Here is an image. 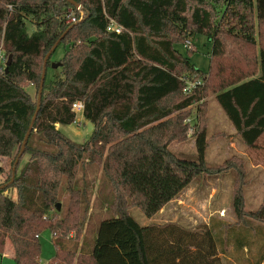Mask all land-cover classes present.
Instances as JSON below:
<instances>
[{
    "label": "trees",
    "instance_id": "obj_1",
    "mask_svg": "<svg viewBox=\"0 0 264 264\" xmlns=\"http://www.w3.org/2000/svg\"><path fill=\"white\" fill-rule=\"evenodd\" d=\"M73 1L80 7L0 0V157L12 158L5 177L0 165V258L9 243L13 264H43L39 233L49 229L55 253L45 264H264V201L246 210L241 189L232 198L233 223L140 224L128 212L135 205L151 217L196 176L235 168V157L216 168L205 163L208 89L246 148L260 147L264 0ZM110 19L119 32L107 30ZM196 35L211 42L207 70L175 46ZM58 39L64 53L49 80L56 47L47 59L39 110L12 177L44 56ZM76 100L92 124L83 142L59 130L75 121ZM192 112L195 153L183 157L168 145L185 137ZM92 167L98 170L87 177ZM100 204L114 213L78 242Z\"/></svg>",
    "mask_w": 264,
    "mask_h": 264
},
{
    "label": "rangeland",
    "instance_id": "obj_2",
    "mask_svg": "<svg viewBox=\"0 0 264 264\" xmlns=\"http://www.w3.org/2000/svg\"><path fill=\"white\" fill-rule=\"evenodd\" d=\"M82 14L80 12V16ZM186 41L191 42L187 45L190 49H187L182 43H176V48L184 56L189 57L190 62L196 67L207 70L211 42L204 35L186 37L184 42L186 43ZM245 50L248 49L245 48ZM63 53V45H59L51 54L49 59L50 65L46 75L47 80L51 78L54 69L57 67L53 68L51 63L58 62ZM0 63H3V54L0 55ZM191 85H193V82H188V86ZM26 90L30 93L32 99H35L36 85L29 84L26 86ZM203 102L205 104L204 125L207 138V147L205 149L206 165L216 168L222 166L227 159L232 157H235L239 161L236 162L235 168H227L217 173L196 176L170 202L151 217H146L137 206H129L128 212L140 224H164L171 222L187 228H195L202 224L212 223V221H222L224 223L236 222L232 207V198L235 191L239 189H241L246 210H255L264 201V137L259 143V148L247 149L240 136L231 126L229 120L220 110L214 94L210 89L206 91ZM80 117L81 115L77 113L76 118ZM80 119L81 121L79 123L74 121L70 124H61L59 130L75 142L87 140L91 130L87 131V121L85 122L83 117ZM189 123L191 126L188 127L185 137L179 140H172L168 145L169 149L176 155L183 157L194 156V138L191 134V128L195 123L194 112L190 116ZM25 157L20 159L17 167L18 170L24 164ZM2 158L0 157V165L3 168L2 177H5L11 166L12 158ZM96 170L94 167L85 168L87 177L94 175ZM240 170L243 172L241 176L237 173ZM96 187L97 182L93 187L94 192ZM5 193L12 197V188L6 189ZM103 207L104 205L100 204L97 208L93 209L94 211L89 221L94 222L87 223V225L85 224L81 227L78 242H81L84 235H93L95 229L94 223L99 217L114 213L113 209L109 208L105 210ZM74 234V231L70 232L69 237L71 238ZM39 243L40 260L45 264L55 253L49 229H45L39 233ZM8 248H10L9 243L6 244L0 264H13L11 257L7 253Z\"/></svg>",
    "mask_w": 264,
    "mask_h": 264
},
{
    "label": "water",
    "instance_id": "obj_3",
    "mask_svg": "<svg viewBox=\"0 0 264 264\" xmlns=\"http://www.w3.org/2000/svg\"><path fill=\"white\" fill-rule=\"evenodd\" d=\"M68 1H70L75 7H80L79 4H77V3H76L75 1H73V0H68ZM63 35H64V33H63L61 36H63ZM60 38H61V37H60ZM59 40H60V39H58V40L52 45V47L47 51V53H46L45 56H44V59H43V65H42V71H41V75H40L39 86H38V90H37V97H36V107H35V111H34L33 116H32V118H31V121H30V124H29L28 130H27V132L25 133L24 138H23V140H22L20 150H19V152H18V154H17V156H16V158H15V160H14V162H13L12 173H11L12 177H13V175H14V171H15L16 164L18 163V160H19L21 154H22L23 151H24L25 143H26V141H27V138H28L29 132H30V130L32 129L33 121H34V119H35V117H36V114H37V112H38V110H39L40 97H41V91H42V86H43L44 77H45V68H46V62H47V59H48V57L50 56V54L53 52V50L55 49V47H56L57 43L59 42ZM10 58H11V56L9 55V56H8V59H7L6 63H5V66H7V65L9 64V62H10ZM58 64H59V62H54V63H51V66H52L53 68H55ZM5 70H6V69H5ZM90 130H92V124H91L90 122H87V131H90ZM55 207H56V209H59V208H60V203H56Z\"/></svg>",
    "mask_w": 264,
    "mask_h": 264
},
{
    "label": "built area",
    "instance_id": "obj_4",
    "mask_svg": "<svg viewBox=\"0 0 264 264\" xmlns=\"http://www.w3.org/2000/svg\"><path fill=\"white\" fill-rule=\"evenodd\" d=\"M70 20L71 21H74V17H70ZM69 20V21H70ZM121 29V27L119 25H117L112 19H110V23L109 25L107 26V30H114L115 32H119ZM191 42L189 41H186V43L184 44L185 46L189 45ZM188 47V46H187ZM71 109L72 111L74 112L75 114V121L77 123H79L81 121L80 118H82V110H83V104L81 101L79 100H76L74 102H72L71 104ZM79 113L81 115L80 118H76V114Z\"/></svg>",
    "mask_w": 264,
    "mask_h": 264
},
{
    "label": "crops",
    "instance_id": "obj_5",
    "mask_svg": "<svg viewBox=\"0 0 264 264\" xmlns=\"http://www.w3.org/2000/svg\"><path fill=\"white\" fill-rule=\"evenodd\" d=\"M219 108H220V106H219ZM220 110L222 111V109L220 108ZM223 112V111H222ZM224 113V112H223ZM224 115H225V113H224ZM226 116V115H225ZM226 118H227V116H226ZM228 119V118H227ZM229 120V119H228ZM230 122V121H229ZM230 124H231V126L233 127V125H232V123L230 122ZM56 126H59L58 124H56ZM234 128V127H233ZM7 157H3L2 159H6ZM12 190H13V193H12V198L14 199V198H16V191H15V189L14 188H12ZM7 253L9 254V256L11 257V248H8V250H7ZM12 259V258H11ZM0 260H1V258H0Z\"/></svg>",
    "mask_w": 264,
    "mask_h": 264
}]
</instances>
